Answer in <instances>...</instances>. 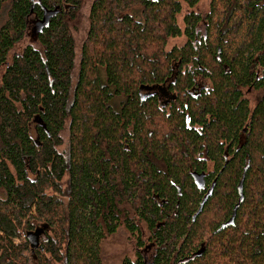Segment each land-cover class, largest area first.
Returning a JSON list of instances; mask_svg holds the SVG:
<instances>
[{
	"label": "trees",
	"instance_id": "16d2710c",
	"mask_svg": "<svg viewBox=\"0 0 264 264\" xmlns=\"http://www.w3.org/2000/svg\"><path fill=\"white\" fill-rule=\"evenodd\" d=\"M198 2L93 0L76 64L82 0H0V264H103L120 227L153 264H264V0L180 26Z\"/></svg>",
	"mask_w": 264,
	"mask_h": 264
},
{
	"label": "rangeland",
	"instance_id": "374dc122",
	"mask_svg": "<svg viewBox=\"0 0 264 264\" xmlns=\"http://www.w3.org/2000/svg\"><path fill=\"white\" fill-rule=\"evenodd\" d=\"M93 0H82L81 6L77 12L76 18L73 22H71V27H72V35L74 39V44H75V63L78 64L80 61V54H81V49L82 47L85 46L87 43V37L89 36V12H90V7L92 5ZM210 0H199V2L193 7L189 8L186 4H182V11L180 15L177 17V23L182 26V18L184 17L185 14L189 12H195L200 14L202 17L207 15L210 12V7H209ZM222 10V5L216 9V12H221ZM138 12V11H136ZM220 15V14H219ZM239 14L236 15L238 17ZM218 17V14L216 15ZM202 30V29H201ZM244 31V28L240 30V36H242ZM32 32V22L29 24V29L27 31V35L22 39V42L19 44H16L13 50L14 53H19L22 49V47L25 44H33V36H31ZM210 37V36H209ZM185 38L184 37H179V38H170L168 39L166 43V49H171L172 47L176 46H181L184 44ZM77 68L75 71V75L77 73ZM0 71H2L0 67ZM148 89L146 88L143 90L142 93H148ZM151 91H156V92H162L159 90V88H156L155 90ZM249 102L250 108L254 105V99L255 96L253 94H246ZM63 145L62 149L65 148V143L67 141V133L64 131L61 134ZM142 230V236L143 240H148L149 236L147 233V230L140 226ZM135 239L130 237L129 233L123 228L120 227L114 234L110 236H106L102 241H101V259L103 264H125V259H129L134 261V254L136 252L141 253L140 255L145 258L146 264H150L151 262V256L153 255V247L150 246V243L146 245L145 249L143 250L141 248V251L138 250V248L135 246Z\"/></svg>",
	"mask_w": 264,
	"mask_h": 264
},
{
	"label": "water",
	"instance_id": "95a60500",
	"mask_svg": "<svg viewBox=\"0 0 264 264\" xmlns=\"http://www.w3.org/2000/svg\"><path fill=\"white\" fill-rule=\"evenodd\" d=\"M56 14H58V10L49 11L48 14L44 17V19L48 20L50 17L55 16ZM45 23L47 24V21ZM40 26L42 25L40 24ZM199 211H200V208L197 211V213ZM229 224L230 223H226L225 225H229ZM44 230H45V226H42V227L36 228L33 232L27 233L26 238H27V241L29 243L31 250H34L40 246V238L43 235Z\"/></svg>",
	"mask_w": 264,
	"mask_h": 264
},
{
	"label": "flooded vegetation",
	"instance_id": "af4514ba",
	"mask_svg": "<svg viewBox=\"0 0 264 264\" xmlns=\"http://www.w3.org/2000/svg\"><path fill=\"white\" fill-rule=\"evenodd\" d=\"M144 263L146 264V261H144ZM150 264H153V263H152V256H151V262H150Z\"/></svg>",
	"mask_w": 264,
	"mask_h": 264
}]
</instances>
